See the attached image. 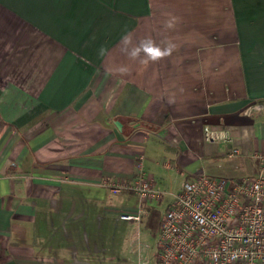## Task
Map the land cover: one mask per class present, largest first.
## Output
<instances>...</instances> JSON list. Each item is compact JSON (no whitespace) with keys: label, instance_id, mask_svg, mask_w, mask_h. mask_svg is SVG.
<instances>
[{"label":"crops","instance_id":"1","mask_svg":"<svg viewBox=\"0 0 264 264\" xmlns=\"http://www.w3.org/2000/svg\"><path fill=\"white\" fill-rule=\"evenodd\" d=\"M254 102L264 0H0V264H153L143 235L186 179L257 172ZM140 154L164 195L124 220L139 197L102 183H133Z\"/></svg>","mask_w":264,"mask_h":264},{"label":"built area","instance_id":"2","mask_svg":"<svg viewBox=\"0 0 264 264\" xmlns=\"http://www.w3.org/2000/svg\"><path fill=\"white\" fill-rule=\"evenodd\" d=\"M264 109L254 102L245 113ZM205 138L228 144L225 154H240L229 146L233 137L226 129L204 127ZM255 174L240 177L205 173L186 179L165 210L158 232L157 259L153 264H264V150L255 151ZM144 155L137 161L138 177L133 183L105 180L112 192H134L140 199L137 213H124V220L141 219L143 203L160 199L164 191L143 170ZM141 264V263H139Z\"/></svg>","mask_w":264,"mask_h":264},{"label":"rangeland","instance_id":"3","mask_svg":"<svg viewBox=\"0 0 264 264\" xmlns=\"http://www.w3.org/2000/svg\"><path fill=\"white\" fill-rule=\"evenodd\" d=\"M166 204L161 203V211L164 212L166 210V207H165ZM146 235H143V238H142V241L145 242V243H148L149 246H150V249H146L144 250V254H147V257L149 258L150 261H156L157 259V255H158V252H159V248H158V235L157 233L155 234L154 232V237H146ZM138 253V252H137ZM125 264V263H124ZM129 264V263H128Z\"/></svg>","mask_w":264,"mask_h":264},{"label":"clouds","instance_id":"4","mask_svg":"<svg viewBox=\"0 0 264 264\" xmlns=\"http://www.w3.org/2000/svg\"><path fill=\"white\" fill-rule=\"evenodd\" d=\"M144 50H145L146 53L149 54V56L153 60L158 59V58L163 57V56L168 54V51H161L158 47L152 46L151 41H149L145 45Z\"/></svg>","mask_w":264,"mask_h":264}]
</instances>
